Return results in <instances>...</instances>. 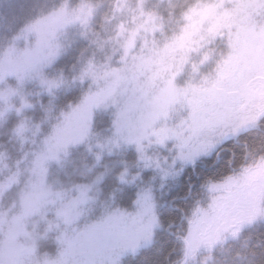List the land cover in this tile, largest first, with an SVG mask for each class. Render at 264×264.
Listing matches in <instances>:
<instances>
[{
  "label": "clouds",
  "instance_id": "9594fccd",
  "mask_svg": "<svg viewBox=\"0 0 264 264\" xmlns=\"http://www.w3.org/2000/svg\"><path fill=\"white\" fill-rule=\"evenodd\" d=\"M5 9L27 18L16 31L0 24L7 32L0 38V83L22 79L21 34L39 41L42 24L64 23L49 34L43 66L29 69L42 118L0 123V264H125L129 257L137 264H264V201H241L198 244L188 242V229L208 211L202 202L221 195L210 181L243 184L264 172V0H0V21ZM61 96L68 99L59 103ZM97 115L107 119L100 128ZM69 121L77 135L61 140ZM69 145L94 163L74 168L70 187L53 190L46 165H62ZM129 150L130 178L120 183L131 199L104 197L101 153ZM201 168L214 171L201 177ZM37 186L42 200L33 196ZM257 186L264 188V179ZM72 191L73 211L64 212ZM58 203L63 227L56 225L54 257H38L12 238L18 220ZM241 236L251 249L229 254L226 245Z\"/></svg>",
  "mask_w": 264,
  "mask_h": 264
},
{
  "label": "rangeland",
  "instance_id": "374dc122",
  "mask_svg": "<svg viewBox=\"0 0 264 264\" xmlns=\"http://www.w3.org/2000/svg\"><path fill=\"white\" fill-rule=\"evenodd\" d=\"M69 3L75 4L77 3V0H69ZM23 14L17 13L15 9L12 11H8L7 9H5L4 15L6 19L0 21V24H3L5 28H11L12 30L13 26L20 25V23H22L23 20L27 18V16L21 18ZM14 16H17L18 18L13 19ZM4 21H8L9 24L6 25ZM60 21L61 19H58L42 24V26L39 28L40 37H41L40 40H43L44 37L48 36V33H51L50 30L52 28H50V26L52 24L56 26L59 24ZM10 24L12 26L8 27V25ZM30 36H35V35L27 34L25 36V34H21L19 40L17 41V46L20 48V44L23 42V40L25 38H27L28 40ZM2 37H3V33L0 32V38ZM47 46L41 48L42 52H39L40 56L38 57L40 59L36 58L37 60L36 63H38L39 66L41 67L43 66V64L46 61V58L48 57L49 47ZM75 46L80 47L81 45L76 44ZM25 51L22 53L21 63L17 68V74L21 76L22 79L18 82L16 76H6L4 82L0 83V91H3V96H0V114H1L0 123H4L6 121L5 127H11L13 125H16L21 121H24L26 118H31L32 121H38L43 116L39 104L36 103L37 101L36 92L39 91V89L35 86V80H34L36 72L30 71L25 68L26 65H32V63L34 62L33 58L35 57H32L31 59L30 58L27 59L28 57L27 56L25 58V53L27 55V52ZM67 60L68 59L62 61L61 63H66ZM39 69H40L39 67L36 68L37 71ZM45 74L51 75V70L47 69ZM39 99L43 104H47L50 98L47 95H43ZM66 99H68V97L61 96L59 103H63L64 100ZM5 101L7 103V110H4ZM29 103L35 105V107H28L27 105ZM17 109H20V111L17 112ZM106 123H107L106 117L102 115H97L96 117L97 128L102 127ZM50 130L51 129L48 125L44 126L43 131L45 135H47L50 132ZM77 132H78L77 123L75 121H69L63 128V131L61 133V140L71 141L77 135ZM58 147L59 144L55 142L51 145L53 152H55ZM104 153H106L105 155L106 164H108V162L110 161L109 159L110 156L107 154L106 151ZM85 155L88 154L85 153L83 149H75L72 148L71 145H69L68 156H70L73 159V161H77L78 158ZM123 165L124 163H122L121 166ZM107 167L114 169L110 165H108ZM117 167H119V165H117ZM118 174L120 175V173ZM122 174L125 176L127 175L124 174V172H122ZM259 179H264V172L253 173L252 175L246 178L243 184H238L234 181L219 186L215 184H211L210 185L211 191L213 192L218 191L221 193V195H219L214 200L202 202L201 206L203 208H208V211L203 214V217L198 224H195L189 228L188 231L191 234L189 236L188 242L191 243L193 246L198 244L202 234L210 233L214 228L218 227L223 222V220L226 219L234 211L235 206L239 204L241 201L254 200L257 204L264 201V188L257 186V180ZM74 194H76V192L72 191L70 194L65 195L63 199V203L68 205V207L62 209V211L68 213H71L73 211L70 201L72 197H74L73 196ZM33 196L37 200H42L43 192L39 186H37L36 190L33 193ZM209 204L211 205L210 207ZM58 208H60L59 203L57 204L56 207L48 205L40 213L30 215L26 219L18 220L14 226V232L12 238L14 240H18V242L22 245L32 246L35 250L36 246L33 245L32 243L33 237L35 236V234H38V229L40 227L43 228L42 224L45 225L44 231L46 233H50L49 235L52 234L54 230V219L52 220L48 219L47 215L48 213H50V215L54 214V211L55 213H57ZM41 216L42 217L45 216V217L42 219ZM57 220L59 219L57 218ZM60 220H62V218ZM61 224H63V222H61ZM29 225L32 228H29ZM62 227L63 226H61V228ZM3 258H4L3 245L0 244V261H2Z\"/></svg>",
  "mask_w": 264,
  "mask_h": 264
},
{
  "label": "trees",
  "instance_id": "16d2710c",
  "mask_svg": "<svg viewBox=\"0 0 264 264\" xmlns=\"http://www.w3.org/2000/svg\"><path fill=\"white\" fill-rule=\"evenodd\" d=\"M21 14H23V13H21ZM25 16L26 15L23 14L22 17L21 16L20 17L24 18ZM19 20H21V19H19ZM4 22L6 23V25L9 24L8 21H4ZM60 22L56 26H54L53 24L50 26V28H52L50 30L51 33L55 32L57 30V28L61 24L64 23V21L62 19ZM11 26H12L11 24L8 25V27H11ZM19 26L20 25L13 26L12 31H16V29ZM2 30L3 29H0V32L3 33V36L7 35V32H5L4 30L2 31ZM64 31L66 32L67 39L69 41L74 39L72 28L69 27V28L65 29ZM49 34L50 33H48V36L44 37L43 40H39V41H37L36 36H30L28 40H27V38H25L23 40V42L20 44V48L22 50L25 51V48H26L25 52H27V55L25 53V58L27 56H28L27 59H29V58L31 59L32 57H35V58H33L34 62L32 63V65H26L25 66L26 69L29 70L31 68V66H35V68H38V67L41 68V66H39L38 63H36V61H37L36 58L40 59L38 57L40 56L39 52H42L41 48L46 47L48 45V41L50 38ZM56 34H57V36H59V38L61 40L64 39V36L61 35L59 32H56ZM77 45H81V44L77 43ZM74 48H77V46L74 45ZM28 51H29V53H28ZM66 59H68V57L64 58V60H66ZM44 71L46 72L47 69H44ZM0 118H1V114H0ZM95 151L99 152L100 150L97 149ZM105 155H106V153H104V152L101 153L102 160H101L100 165L98 166V170L104 171L105 174L102 178H100V180L98 182V186L100 189H102V193H103L104 197L111 195L114 198H116L118 200H122L125 203H127L132 197V191L130 189H126L123 192H121V188L123 187V185L120 183V181L122 179L126 180V179L130 178V176H128V175H126V176L123 175L122 172H124V174H125V169L128 168L130 162L134 160V153L130 150L126 151V152H121V153H114L113 155L110 156V158H109L110 161L108 162V164H106ZM85 162L88 165H92L94 163V158L92 156L90 158L89 155H85V156H81L80 158H78L77 161H73V159L70 156H67L66 159L62 160V165H57L55 162L50 161L46 165V167L48 169L47 177H46V182H47L46 186H51L53 188V190H58L61 188L70 187V182H69L67 177L72 175L74 168H80L81 165ZM122 163H124L123 166H121ZM108 165L112 166L115 170L110 168V167H107ZM117 165H119V167H117ZM105 167H106V171H105ZM131 171H134V170L131 169ZM199 171L201 173V177H203V175L205 173H207L208 175H212V172L214 170L207 169V168H201V169H199ZM118 173H120V175ZM195 184H196V187H194L192 189V199L193 200L196 199V194L200 191V188H199L200 181L196 180ZM209 184L211 185L213 183L210 181ZM76 194H74L73 196H75ZM191 202L192 201H189V204H191ZM164 214L168 215L169 210L166 209ZM44 217H42V219ZM56 217H57V215H56L55 211H54V214L50 215V213H48V215H47L48 219H51V220L54 219V230H53L51 235H49L50 233H46L44 231L45 225L42 224L43 228L40 227L39 229H41V230L38 229V234H35V236L32 239L33 245L36 246L35 254L38 257L43 256L45 253H48L50 257H54L56 255L57 246L54 242L55 236L58 235L56 225L60 224V226H63V224H61L62 220H60V219L57 220ZM29 228H32V227L29 225ZM226 248L228 250V253L230 254V253H234L236 250L248 251L251 249V244H250V242L245 241L244 236H241L238 240L230 241L229 244L226 245ZM177 255H179V251L177 252ZM125 264H137V262L133 261L131 259V257H129L127 260H125Z\"/></svg>",
  "mask_w": 264,
  "mask_h": 264
}]
</instances>
